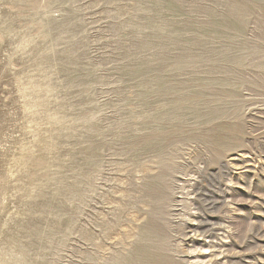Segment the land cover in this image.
<instances>
[{
	"label": "rangeland",
	"instance_id": "374dc122",
	"mask_svg": "<svg viewBox=\"0 0 264 264\" xmlns=\"http://www.w3.org/2000/svg\"><path fill=\"white\" fill-rule=\"evenodd\" d=\"M0 264H264V0H0Z\"/></svg>",
	"mask_w": 264,
	"mask_h": 264
}]
</instances>
